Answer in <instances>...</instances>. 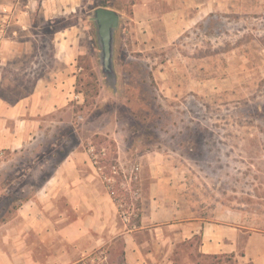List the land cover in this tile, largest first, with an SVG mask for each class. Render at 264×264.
Masks as SVG:
<instances>
[{"label": "crops", "instance_id": "0c3cea01", "mask_svg": "<svg viewBox=\"0 0 264 264\" xmlns=\"http://www.w3.org/2000/svg\"><path fill=\"white\" fill-rule=\"evenodd\" d=\"M168 1L169 9L161 12L168 41L180 37L188 23L222 7V0H215V6L208 0ZM88 2L0 3V20L1 9L10 7L9 23L0 34V87L10 78V99L0 94V150L26 151L48 137L57 138L63 125H73V107L81 99L75 64L82 48L80 24L53 31L49 61L41 56L45 43L32 25L36 16L50 22L76 17ZM103 131L117 147L109 154L101 144L99 165L105 172L111 164L126 173L134 164L140 166L138 181L132 183L139 190L136 198L130 196L129 181L120 178L129 204L127 219L92 161L86 138L75 148L49 153L55 163L35 169L45 177L22 186L31 193L10 217V231L0 241V264H73L96 250L105 253L106 264H208L221 258L230 264H264V215L257 220L225 206L221 191L217 194L216 185L202 180L192 166L188 143L139 146L134 139L124 145L110 128Z\"/></svg>", "mask_w": 264, "mask_h": 264}, {"label": "rangeland", "instance_id": "374dc122", "mask_svg": "<svg viewBox=\"0 0 264 264\" xmlns=\"http://www.w3.org/2000/svg\"><path fill=\"white\" fill-rule=\"evenodd\" d=\"M88 1L76 17L33 21L48 61L53 31L80 24L82 48L75 64L81 99L73 107V125L57 129V138L26 151L0 150V241L19 201L31 193L22 186L38 184L45 174L35 169L55 163L56 157L47 155L86 138L97 150L104 145L107 153L116 152L113 137L104 135L109 128L124 145L134 139L139 146L188 143L192 166L216 185L217 194L221 191L224 205L259 220L264 215V0H222L221 8L188 23L171 41L161 14L169 9L168 0ZM98 5L119 14L110 71L102 68L97 25L89 18ZM0 91L10 99V78ZM209 263L230 264L227 258Z\"/></svg>", "mask_w": 264, "mask_h": 264}, {"label": "built area", "instance_id": "2783aa9c", "mask_svg": "<svg viewBox=\"0 0 264 264\" xmlns=\"http://www.w3.org/2000/svg\"><path fill=\"white\" fill-rule=\"evenodd\" d=\"M2 12L4 16L0 20V34H3L7 28V24L9 23L10 19V7H3ZM92 161L101 172L103 182L112 197V199L116 202L118 207L120 208V215L123 219H127L129 211V204L125 201V197L122 195V190L124 189L125 185L120 182V178L122 177L124 180L129 181V193L131 198H136L139 195L138 188L134 187L132 183L137 182L139 178V171L140 166L139 164H134L130 171L126 173L123 168H121L117 164H111L108 166V170L105 172L100 166V161L102 156L104 155V149L97 150L94 146H90L88 148ZM73 264H106V256L102 250H96L81 260Z\"/></svg>", "mask_w": 264, "mask_h": 264}, {"label": "water", "instance_id": "95a60500", "mask_svg": "<svg viewBox=\"0 0 264 264\" xmlns=\"http://www.w3.org/2000/svg\"><path fill=\"white\" fill-rule=\"evenodd\" d=\"M97 25V35L100 39L102 52V68L104 71H110L112 55V33L118 26L119 14L108 7H96L90 17Z\"/></svg>", "mask_w": 264, "mask_h": 264}, {"label": "trees", "instance_id": "16d2710c", "mask_svg": "<svg viewBox=\"0 0 264 264\" xmlns=\"http://www.w3.org/2000/svg\"><path fill=\"white\" fill-rule=\"evenodd\" d=\"M102 6H107V5H102ZM0 94L3 96V97H5V95L0 91Z\"/></svg>", "mask_w": 264, "mask_h": 264}]
</instances>
